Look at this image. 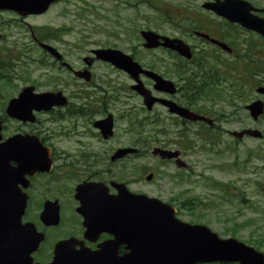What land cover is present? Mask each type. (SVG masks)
Segmentation results:
<instances>
[{
  "label": "rangeland",
  "instance_id": "rangeland-1",
  "mask_svg": "<svg viewBox=\"0 0 264 264\" xmlns=\"http://www.w3.org/2000/svg\"><path fill=\"white\" fill-rule=\"evenodd\" d=\"M199 1L63 0L42 15L25 18L13 11H0L3 132L5 135L33 132L53 146L65 170L59 173L61 179H76L72 176L76 173L78 178L86 177L100 170L98 179L103 180L107 177L104 169L111 167L113 179L124 180L133 192L170 203L177 208L176 216L180 220L207 225L221 238H235L264 253V115L254 122L246 109L252 101L262 98L255 91L256 85L240 86L242 97L235 103V100L230 103L233 96L229 92L227 101L215 98L213 92L198 101L205 110L221 116L220 131L215 132L173 128L167 115L160 117L164 128L160 119H153L154 116L149 117L141 110L142 99L128 97L126 91L120 92L119 97L110 95L112 101L108 100L105 113L99 108L97 119L106 113L114 115L115 131L109 140L97 136L91 125L85 126L87 118L80 113L60 114L59 110L53 114L37 113L35 123L20 122L6 113L9 101L27 86H34L37 92L74 93L73 104L84 109L88 105L101 106L94 101L99 99L102 85L113 88L115 84L128 89L129 78L102 61L88 67L83 58L91 56L93 49L113 48L131 55L140 64L158 61L171 64L172 57L168 54L143 48L140 32L149 29L174 37V25L185 26L192 10L201 11ZM39 42L50 44L64 54L65 61L74 69L90 70L97 87L90 88L84 79L74 80ZM241 68L244 78L256 73L253 84L264 85V59L254 64L250 75ZM87 93L93 96L89 104ZM246 128L260 130L263 137H245L236 142L228 133ZM120 147H132L138 152L112 163L110 155ZM155 147L184 152L189 167L180 169L174 162L156 157L152 153ZM106 149L109 153L103 157L106 166L95 161L96 157L82 161L74 156L76 152L91 150L101 154ZM67 153L74 157L67 158Z\"/></svg>",
  "mask_w": 264,
  "mask_h": 264
},
{
  "label": "flooded vegetation",
  "instance_id": "flooded-vegetation-1",
  "mask_svg": "<svg viewBox=\"0 0 264 264\" xmlns=\"http://www.w3.org/2000/svg\"><path fill=\"white\" fill-rule=\"evenodd\" d=\"M230 1H239L237 2L238 6L235 9L229 7ZM199 2L201 11L196 8L192 10L186 17L185 26L179 25L177 27L174 25V37L161 34L183 40L189 46L191 57L187 58L180 55L177 51L173 52L159 47L151 51L168 54L172 57L171 64L165 65L162 61L142 64L145 70L157 73L172 81L175 91L170 93L156 90L153 80L148 75L142 74L141 81L146 88L151 91L154 97L162 101L156 102L152 110H148L143 104L141 110L145 111L149 117L154 116L153 119H160V117L167 115L166 119L169 120L173 128L180 127L181 130L187 131L193 129L215 132L220 131L221 116L205 110L202 105L198 104V101L203 97H207L210 92H213L215 98L222 97L226 100L227 92H229L233 96V100L230 103L234 100L235 103L242 97L240 86L243 84L249 83L256 85V87L261 86L253 84V78L256 73H251L254 64L264 59V35L258 30L264 27V0H200ZM210 4H217L227 12L234 10L243 22L249 24L256 22L260 26L257 27L258 29H253L240 21H232L229 17L217 14L206 6ZM48 54L53 57L55 63L61 64L69 72V76L78 82H82L83 79L75 75V73L82 70L74 69L71 64L66 62L64 54L61 53L62 57L60 59L50 53ZM86 58L92 67L95 62L92 59L94 57L92 54L91 56H85L83 58L84 62ZM87 62L85 63L88 65ZM241 66L245 68L248 75L251 74L249 78H244ZM111 68L116 69L112 65ZM88 71L90 80L85 81L90 88H95L98 84L92 78L90 70ZM121 72L129 78L128 89L126 87H117L115 84L112 85L113 88L108 85H102L103 88L99 89L100 94L97 96L99 99L94 101L100 103L101 106L88 105L86 109L81 106H75L72 99L73 95H75L74 93L68 95L64 91L56 90L50 92L62 93V102L64 103L53 107L46 113L53 114L57 110H59L60 114L74 112L77 115L80 113L87 118L85 126L90 127L91 125L95 128L94 132L97 136H101L103 140H109L105 139L95 124L112 114L106 113L102 118H96L99 108L104 113L108 110L107 102L109 99L112 101L110 95L114 93L115 96L119 97L120 92L126 91L127 93H124L128 97L133 95L143 101L142 96L133 88L135 81L126 72ZM119 85L122 86L123 84ZM219 87H223V89L219 91L217 89ZM85 98H87V104H89L93 96L87 93ZM170 103L190 110L199 116L209 119V121H192L178 114L171 113L170 105H168ZM159 122L162 124L163 120L160 119ZM228 133L231 135V131H228ZM33 134L36 135L33 132L25 131H16L11 135H5L3 132L1 142L12 136ZM44 144L45 146L48 145ZM50 147L52 152L50 171L35 172L34 168L29 169L28 166L12 160L9 162L10 168L14 171L11 181L3 182L2 177H0V264H116L131 257L134 258V255H129L132 253L131 233L115 230V215L107 217L99 215V213H106L105 211L113 214L114 208L97 209L96 207H91L92 211L95 209L98 215L92 217V221L88 222L86 215L82 212L81 200L77 196L79 190L85 194L87 189L97 185L101 186L96 190L94 196L105 194L117 196L119 191L116 185L124 184L130 189L129 184L124 182V180L113 179L111 167L104 169L103 173H106L107 177L103 180L98 179L100 170L94 174L90 173L86 177L80 176L78 178V173H76L72 175L76 179H61L59 178V173L65 172V170L62 169L60 155L57 154V150L53 146ZM24 148H26V145ZM123 148L130 147H120L118 150ZM89 149L91 148L89 147ZM168 149L178 150L172 147ZM180 154L181 158L184 159V152L180 151ZM107 155H109L108 149L101 154L92 153V150L74 154L82 161L96 157L95 161L99 160L105 166L107 164L103 157ZM114 155L115 152L113 150L110 155L112 163L131 156L126 155L121 159L113 160ZM66 157L73 158L69 153L66 154ZM171 162H174V160H171ZM67 173L69 174L70 170ZM131 192L134 195L145 194ZM93 202L100 205L110 204L98 197L93 198ZM163 202L168 203L166 201ZM106 220H110V223L106 222ZM35 235L43 238L37 249H34ZM57 247H60L62 251L60 257L56 254ZM135 259L142 260L141 257L136 256Z\"/></svg>",
  "mask_w": 264,
  "mask_h": 264
},
{
  "label": "water",
  "instance_id": "water-1",
  "mask_svg": "<svg viewBox=\"0 0 264 264\" xmlns=\"http://www.w3.org/2000/svg\"><path fill=\"white\" fill-rule=\"evenodd\" d=\"M59 0H0V10H11L21 16L31 14L39 15L45 13L49 7ZM235 2V1H232ZM237 5L236 3H232ZM221 15L229 17L232 21H241L248 27L258 29L260 26L254 22L249 24L243 22L238 17V13H229L219 7L217 4L206 5ZM263 29H258L264 35ZM142 36L145 39L144 46L146 48H157L163 46L172 50H176L181 55L190 58L191 52L189 47L180 39L163 37L153 31H143ZM1 37V36H0ZM41 46L53 53H57L54 48L46 44ZM97 59L110 62L116 67L128 72L132 77L138 79L140 73L145 72L155 79L156 88L159 90L174 92L173 84L164 80L159 75L147 72L142 69L139 63L119 50L114 49H96L93 51ZM81 76L89 79L87 73H80ZM144 97L145 103L149 109L158 100L151 96L150 91L146 90L142 83H138L134 87ZM257 92L264 94V87H259ZM61 93H36L32 86L22 90L17 98L10 100L6 112L9 117L21 120L23 122H34L36 116L34 111H49L54 106L61 105ZM171 111L180 114L190 120L205 119L189 110L178 107L177 105L168 104ZM252 117L257 120L264 114V102L256 101L247 107ZM105 138L113 135V116L98 121L95 124ZM3 129L0 120V141L3 139L1 134ZM234 135L242 138L244 135L253 137H261L262 134L258 130H244L235 132ZM26 145V148L24 146ZM136 152L134 149L119 150L113 159L121 158L127 153ZM153 154L160 156L162 159H173L179 157V152L170 151L161 148H155ZM49 149L43 147L41 140L35 135H18L10 137L6 141L0 143V177L3 182H10L14 171L10 168V161L16 160L21 165L28 166L29 169L37 171H49L51 167V159ZM176 163L179 167L185 165L178 159ZM101 185L93 186L82 193L79 189L77 195L81 200L82 212L87 217V221H92V217L98 214L93 208L113 207V214L99 213V215L114 216L115 230L128 231L131 233V249L134 255L126 261L116 264H199L208 262H226L239 264H264V253L239 242L236 239H221L217 233L210 228L201 225H191L180 221L175 217V208L163 204L157 199H150L144 195H133L122 186L118 187L119 195L94 196V193ZM94 188V189H93ZM101 195V193H100ZM98 197L107 201L108 205L95 204L93 198ZM108 198V200H107ZM96 209V210H97ZM105 222V221H104ZM106 222L110 223V220ZM42 237L35 235V248L38 247ZM56 254L58 257L62 255L60 247H57ZM141 257L142 260L135 259Z\"/></svg>",
  "mask_w": 264,
  "mask_h": 264
}]
</instances>
